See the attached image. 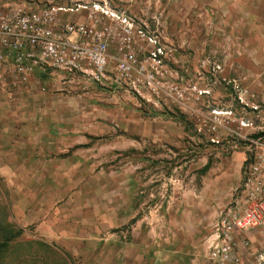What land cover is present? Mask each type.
Masks as SVG:
<instances>
[{
    "label": "rangeland",
    "instance_id": "obj_1",
    "mask_svg": "<svg viewBox=\"0 0 264 264\" xmlns=\"http://www.w3.org/2000/svg\"><path fill=\"white\" fill-rule=\"evenodd\" d=\"M26 1L87 5L61 14L85 12L77 22L96 23L110 56L98 78L44 67L29 90L0 87V121L30 164L27 194L91 204L132 183L134 221L145 216L152 230L158 209L200 184L207 163L238 151L244 170L264 141V15L245 0L223 9L217 0ZM94 3L114 15L90 18Z\"/></svg>",
    "mask_w": 264,
    "mask_h": 264
},
{
    "label": "crops",
    "instance_id": "obj_2",
    "mask_svg": "<svg viewBox=\"0 0 264 264\" xmlns=\"http://www.w3.org/2000/svg\"><path fill=\"white\" fill-rule=\"evenodd\" d=\"M243 2L250 14L264 15V0ZM217 4L223 9L226 0ZM84 18L83 11L66 17L75 22ZM26 157L17 149L10 123L1 120L0 241L7 239V245L0 250V264H57L61 256L68 264H197L218 238L219 217L234 199L245 162L244 153L237 151L210 166L200 184H185L171 197L176 204L167 212L158 209L149 230L145 216L134 221L139 215L131 196L134 184L111 185L123 192L97 197L91 204L75 197L48 199L44 190L27 194L32 186L23 177L31 171ZM18 159L23 160L19 166ZM128 224L135 230L123 229ZM240 235V242L246 236L251 243L249 249L240 247L238 264H254V253L264 246V227Z\"/></svg>",
    "mask_w": 264,
    "mask_h": 264
},
{
    "label": "built area",
    "instance_id": "obj_3",
    "mask_svg": "<svg viewBox=\"0 0 264 264\" xmlns=\"http://www.w3.org/2000/svg\"><path fill=\"white\" fill-rule=\"evenodd\" d=\"M53 3L38 4L26 0H0V87L12 93L29 90L35 70L50 67L56 71L104 75L109 62L107 42L95 22L62 21L60 14L87 9ZM114 15L99 3L95 12ZM124 22L128 19L124 18ZM264 227V141L255 140L243 170V178L231 204L218 222V238L209 253L197 264H238L240 247L250 248V239L241 232ZM255 255L254 264H264V246Z\"/></svg>",
    "mask_w": 264,
    "mask_h": 264
},
{
    "label": "trees",
    "instance_id": "obj_4",
    "mask_svg": "<svg viewBox=\"0 0 264 264\" xmlns=\"http://www.w3.org/2000/svg\"><path fill=\"white\" fill-rule=\"evenodd\" d=\"M210 167V164L208 163L205 167H204V169H205V171L208 169ZM4 227V226H3ZM3 227L2 226H0V232L2 231V229H3ZM7 245V239L5 240V241H0V250L3 248V247H5ZM51 252H53V250L51 251ZM59 260V261H58ZM56 262H57V264H68L67 263V261L65 260V258L64 257H60V259H58Z\"/></svg>",
    "mask_w": 264,
    "mask_h": 264
}]
</instances>
